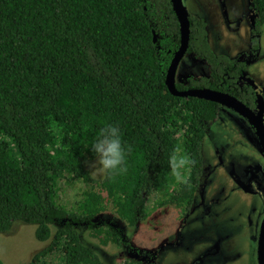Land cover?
<instances>
[{
    "label": "trees",
    "instance_id": "trees-1",
    "mask_svg": "<svg viewBox=\"0 0 264 264\" xmlns=\"http://www.w3.org/2000/svg\"><path fill=\"white\" fill-rule=\"evenodd\" d=\"M253 4L264 24V0ZM190 20L188 53L209 64L210 78L177 88L235 94L245 64L212 49L204 18ZM180 46L171 0H0V233L16 220L37 225L36 238L50 242L29 264H105L81 226L124 246L118 226L97 221L108 209L136 226L163 205H192L220 104L171 93L166 74ZM107 123L131 147L127 174L111 181L87 167L95 159L87 145ZM173 156L186 161L180 181ZM75 181L86 188L67 208L62 183Z\"/></svg>",
    "mask_w": 264,
    "mask_h": 264
},
{
    "label": "rangeland",
    "instance_id": "rangeland-1",
    "mask_svg": "<svg viewBox=\"0 0 264 264\" xmlns=\"http://www.w3.org/2000/svg\"><path fill=\"white\" fill-rule=\"evenodd\" d=\"M184 3L190 16L205 18L209 43L214 51L225 53L231 58L242 61H246V57L250 59L251 37L257 33H252L250 21L245 17L242 18L244 5L247 4L249 7L250 0H184ZM248 7L245 13H247ZM257 30L260 35L258 37L260 39V52L257 57L254 56L255 59L250 61L247 72L256 82L264 85V24L259 26ZM188 75L208 78L209 67L193 54L187 53L179 65L177 81L183 80V77ZM219 112H221L220 115L223 117L224 124L223 126L217 124L214 126L216 129L212 125L210 136L206 140L205 152L207 154L206 160L209 163L208 167H210L209 171L212 166L217 164L213 149L215 141L217 142L222 135V139L227 142L223 145L230 147L237 141V136L246 131L238 113L229 108ZM227 113L236 114V118ZM224 126L226 127L224 128ZM94 161L95 159L87 164L90 171H92ZM215 175L212 184L207 182V180H212L211 173L204 176V181H206L204 192L200 189L195 199L196 208L186 216V209L179 208L174 204H166L153 209L149 217L136 226L128 225L111 209L101 214L97 221L104 226H118L128 242L133 244L131 248L118 246L114 243L103 245L97 238L90 235L86 226L79 228L81 239L99 254L105 264L130 263V259L138 258L136 256L140 252L138 250H143L149 258L152 257L153 253L156 254L157 264H192L197 255V232L202 223H206L212 218L218 222L222 218H226L225 216L220 217V219L208 218L199 214L197 209L201 207L204 193L209 197L216 191L217 186L224 184V192L216 191V194H220L215 207L221 211L226 210V208L233 210L244 208L250 204L260 205V201L240 194L236 192L237 190L233 194L234 184L227 182L225 173L219 168L215 171ZM96 179L101 180L100 178ZM182 179H184L183 175ZM85 188L86 185L81 181H75L70 185L62 183L61 203L67 208L74 207ZM157 197L158 195L153 194L148 199L150 209L152 202ZM229 215L232 213L229 212ZM62 224L63 222L56 223L53 230L55 231ZM36 226V224L27 221L16 220L9 230L0 233V258L5 264H29L34 254L49 244L50 241H39L36 238ZM232 264H257V260L256 258H240L239 262Z\"/></svg>",
    "mask_w": 264,
    "mask_h": 264
},
{
    "label": "flooded vegetation",
    "instance_id": "flooded-vegetation-1",
    "mask_svg": "<svg viewBox=\"0 0 264 264\" xmlns=\"http://www.w3.org/2000/svg\"><path fill=\"white\" fill-rule=\"evenodd\" d=\"M247 7V4L244 5L242 18L245 17L250 21L252 33L257 34L251 37V54L249 56L250 59H248V57H246V61L236 59L238 62L245 64V68L238 75L235 81L236 85L233 87L234 90L233 88L229 89L235 91L236 93L234 94L230 91L227 92L210 87L202 88L219 90L233 95L239 101L243 102L253 114H251L252 117H247L233 107L218 103L220 104L219 111H222L225 108H229L235 111V113H238L242 125L244 126L246 131L244 132V134L238 135V142L235 141L232 145H230V147H226L223 145L227 144V142L222 139V135L217 142L215 141V146L213 149L215 152L214 158H216L215 162H217V164L212 166L211 170L209 171L210 167H208L209 163L206 160L207 154L205 152L206 140L210 136L212 125L213 128L216 129V127L214 126H216L217 124L221 126H223L224 124L223 117L220 115L221 112H218L217 118L214 120V122L209 124L210 128L203 143L204 167L199 181L196 196L198 195L197 193L200 191V189L204 192V183L206 182L204 181V176L207 173H211L212 180H207V182L209 184H212L216 177L215 171L219 168V170L225 173L227 182H232L234 184L233 194H235V190H237L236 192L240 194H244L245 196L247 195L260 201V205L250 204L248 207L244 208H238L234 210L231 208H226V210L221 211L218 207H215L216 203L219 200L218 198L220 194H216V191L220 190L224 192V184L217 186L216 191L209 197L204 193L202 196L203 205L200 204L201 207L197 209V211L199 210V214L208 218L215 217L217 219H220V217L222 216H225L226 218H222L220 222L212 218L210 221L202 223L197 232V255L194 258L192 264H232L235 262H239L240 258H256L257 264H260L259 258H261V243L264 242V85L256 82L255 79L250 74H248L247 69L250 61H252V59H255V57L259 55L258 53L260 52V39L258 37H260V35L257 29L263 24L259 23V15L253 4V0H250L248 11L247 13H245ZM254 38H257V41L259 43V49L256 52H254V50L252 49V41ZM187 53L188 50L186 54ZM199 60L205 62L208 65V78L203 76L188 75L183 77V80L177 81V71L176 85L177 83H182L183 85L187 86L188 84H191L192 81L198 82L199 79L210 78L209 64L203 59ZM256 86H258V88H256ZM261 112L263 115V128L258 129L256 126V122L261 121V119L259 118ZM227 114L233 118H236V114L234 113ZM225 127L226 126H224V128ZM196 196L192 205L188 209H186L185 212L187 213L185 214V216L188 213L190 214L194 210V208H196ZM228 211L231 212L232 215H229ZM245 228L247 229L245 230ZM126 241L128 242L127 239ZM124 246H127V248H131V246L133 247V244L128 242ZM138 251H140L136 255L138 258H136L135 260L130 259L129 262H136L138 264H157L156 254L153 253L152 257L149 258L148 254L143 252V250ZM127 263L128 262H126L125 264Z\"/></svg>",
    "mask_w": 264,
    "mask_h": 264
},
{
    "label": "clouds",
    "instance_id": "clouds-1",
    "mask_svg": "<svg viewBox=\"0 0 264 264\" xmlns=\"http://www.w3.org/2000/svg\"><path fill=\"white\" fill-rule=\"evenodd\" d=\"M118 123H107L87 145L95 156L90 174L93 178L114 180L128 172V155L131 147L123 140ZM186 164L184 159L173 156L170 165L178 181L182 179L179 168Z\"/></svg>",
    "mask_w": 264,
    "mask_h": 264
},
{
    "label": "water",
    "instance_id": "water-1",
    "mask_svg": "<svg viewBox=\"0 0 264 264\" xmlns=\"http://www.w3.org/2000/svg\"><path fill=\"white\" fill-rule=\"evenodd\" d=\"M175 13L178 17L180 23L181 30V46L177 53L175 54L169 69L166 74V84L173 95L181 96V97H198L206 100H211L222 105H227L235 108L240 111L242 114L247 117H252L251 110L245 106V104L235 98L233 95H230L226 92H222L219 90H213L209 88H192L187 90H179L176 85V75L178 71L179 64L181 63L183 57L185 56L190 43L191 36V20L190 13L188 11L187 6L184 3V0H171ZM258 88V86H256ZM261 121L256 122V126L258 129H262V120L263 115L262 112L259 115ZM264 238V236H263ZM261 258H259L260 264H264V242L261 243Z\"/></svg>",
    "mask_w": 264,
    "mask_h": 264
},
{
    "label": "built area",
    "instance_id": "built-area-1",
    "mask_svg": "<svg viewBox=\"0 0 264 264\" xmlns=\"http://www.w3.org/2000/svg\"><path fill=\"white\" fill-rule=\"evenodd\" d=\"M127 264H138V263H136V262H130V263H127Z\"/></svg>",
    "mask_w": 264,
    "mask_h": 264
}]
</instances>
